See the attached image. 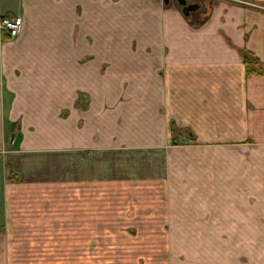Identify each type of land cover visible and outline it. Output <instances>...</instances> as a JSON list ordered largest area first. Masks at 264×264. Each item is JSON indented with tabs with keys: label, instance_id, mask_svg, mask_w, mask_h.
Instances as JSON below:
<instances>
[{
	"label": "crops",
	"instance_id": "0c3cea01",
	"mask_svg": "<svg viewBox=\"0 0 264 264\" xmlns=\"http://www.w3.org/2000/svg\"><path fill=\"white\" fill-rule=\"evenodd\" d=\"M186 1L0 0V264H264V0Z\"/></svg>",
	"mask_w": 264,
	"mask_h": 264
},
{
	"label": "built area",
	"instance_id": "2783aa9c",
	"mask_svg": "<svg viewBox=\"0 0 264 264\" xmlns=\"http://www.w3.org/2000/svg\"><path fill=\"white\" fill-rule=\"evenodd\" d=\"M22 27L23 20L21 18L0 20V31L6 32L10 39L17 38L22 31Z\"/></svg>",
	"mask_w": 264,
	"mask_h": 264
},
{
	"label": "trees",
	"instance_id": "16d2710c",
	"mask_svg": "<svg viewBox=\"0 0 264 264\" xmlns=\"http://www.w3.org/2000/svg\"><path fill=\"white\" fill-rule=\"evenodd\" d=\"M244 64L246 66L247 75L252 76H264L263 64L253 55L245 54L244 55ZM174 144L177 143L174 141Z\"/></svg>",
	"mask_w": 264,
	"mask_h": 264
},
{
	"label": "water",
	"instance_id": "95a60500",
	"mask_svg": "<svg viewBox=\"0 0 264 264\" xmlns=\"http://www.w3.org/2000/svg\"><path fill=\"white\" fill-rule=\"evenodd\" d=\"M165 2L167 3L168 0H165ZM177 3L182 8L183 14L187 17L200 9L199 5L188 4L186 0H177Z\"/></svg>",
	"mask_w": 264,
	"mask_h": 264
},
{
	"label": "flooded vegetation",
	"instance_id": "af4514ba",
	"mask_svg": "<svg viewBox=\"0 0 264 264\" xmlns=\"http://www.w3.org/2000/svg\"><path fill=\"white\" fill-rule=\"evenodd\" d=\"M188 3V2H187ZM188 4H194V3H188Z\"/></svg>",
	"mask_w": 264,
	"mask_h": 264
}]
</instances>
